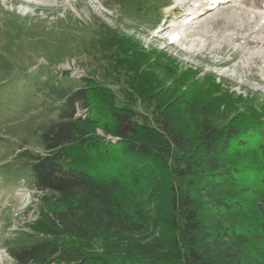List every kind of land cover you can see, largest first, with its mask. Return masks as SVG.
<instances>
[{
  "label": "trees",
  "instance_id": "1",
  "mask_svg": "<svg viewBox=\"0 0 264 264\" xmlns=\"http://www.w3.org/2000/svg\"><path fill=\"white\" fill-rule=\"evenodd\" d=\"M111 1L144 14L137 0ZM91 49L100 78L76 89L59 78L40 84L55 118L38 127L42 154L15 156L42 197L33 242L8 245L14 264H261L246 247L264 239V124H214L225 105H203L134 36L103 27ZM251 145L255 225L236 194L247 166L230 157Z\"/></svg>",
  "mask_w": 264,
  "mask_h": 264
},
{
  "label": "rangeland",
  "instance_id": "2",
  "mask_svg": "<svg viewBox=\"0 0 264 264\" xmlns=\"http://www.w3.org/2000/svg\"><path fill=\"white\" fill-rule=\"evenodd\" d=\"M137 1L141 19L111 0H0V264H12L4 254L10 243L33 242L29 225L39 216L42 195L31 187L29 168L15 156L22 150L44 152L37 130L55 116L40 104V84L59 78L76 89L85 79L100 78L91 45L101 28L134 36L158 67L187 77L182 85L193 86L190 94L203 105L224 104L214 124H264V58L251 59L260 48L248 46L247 40L264 15V0H233L196 21L182 17L194 8L183 0ZM109 85L123 99L120 87ZM137 110L146 112L142 106ZM250 148L235 147L230 157L247 166V187L236 194L246 200L247 218L255 222L252 191L258 172L253 167L259 163L256 148ZM246 251L264 264V239L249 241Z\"/></svg>",
  "mask_w": 264,
  "mask_h": 264
},
{
  "label": "bare ground",
  "instance_id": "3",
  "mask_svg": "<svg viewBox=\"0 0 264 264\" xmlns=\"http://www.w3.org/2000/svg\"><path fill=\"white\" fill-rule=\"evenodd\" d=\"M198 2H199V0H183L184 5H191L194 8L192 9V12H190L188 14H185V13L182 14V17L187 16V17L192 18V20L190 19L191 21H194V20L196 21V20L201 19L205 15H207L210 10L217 9L221 6L227 5L228 3L233 2V0H231V1L225 0L224 3H222L220 0H216V1H214L213 4H209V5H207V4L201 5ZM214 4H215V6H214ZM260 9L264 10L263 7H261ZM198 13H199V15H198ZM231 19H232V21L235 20L234 17ZM257 21H258V17H255L253 20V23H255ZM258 22L259 23L256 26V29L252 33H250L249 36L247 37L248 46H256V47L260 48L259 51L254 52L252 54V56H251L252 60H258V59L264 58V15H262V17L259 19ZM230 23H231V21H230ZM242 26L243 25H238L237 27L242 28ZM227 39L232 40L233 37H228Z\"/></svg>",
  "mask_w": 264,
  "mask_h": 264
},
{
  "label": "built area",
  "instance_id": "4",
  "mask_svg": "<svg viewBox=\"0 0 264 264\" xmlns=\"http://www.w3.org/2000/svg\"><path fill=\"white\" fill-rule=\"evenodd\" d=\"M4 254L6 255V259L9 260L10 262H12V264H14V260L10 257V255L8 254V252L7 251H4ZM1 256H3V254Z\"/></svg>",
  "mask_w": 264,
  "mask_h": 264
}]
</instances>
